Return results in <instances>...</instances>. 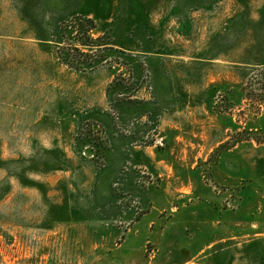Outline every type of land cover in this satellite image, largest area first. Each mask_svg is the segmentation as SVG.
Segmentation results:
<instances>
[{"label":"rangeland","instance_id":"rangeland-1","mask_svg":"<svg viewBox=\"0 0 264 264\" xmlns=\"http://www.w3.org/2000/svg\"><path fill=\"white\" fill-rule=\"evenodd\" d=\"M0 264H264V0H0Z\"/></svg>","mask_w":264,"mask_h":264},{"label":"trees","instance_id":"trees-1","mask_svg":"<svg viewBox=\"0 0 264 264\" xmlns=\"http://www.w3.org/2000/svg\"><path fill=\"white\" fill-rule=\"evenodd\" d=\"M74 27H76V28H74ZM84 27H85L84 24L82 22H80V23H76V26L75 25H72L69 27L66 26L65 28L70 29V30L73 29L75 31V33L73 35V39H75V41L85 40L86 43H91V45L87 44L86 46L95 47V45L93 43L96 42L97 40L95 38H93L89 34V32L87 33V30H85V29L83 30ZM90 30H91V28H88V31H90ZM85 33L87 35H85ZM77 43H79V42H77ZM81 44H83V43H81ZM57 49H59L58 56H59L62 64L67 65V66L74 68V69H80L82 67V65L88 64V62H91L94 59L98 58L97 54L91 53L92 51L85 52L84 50L78 48L76 45H73L71 43H65V47L62 48V47L58 46ZM225 144H229V142H227Z\"/></svg>","mask_w":264,"mask_h":264}]
</instances>
